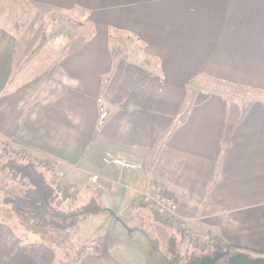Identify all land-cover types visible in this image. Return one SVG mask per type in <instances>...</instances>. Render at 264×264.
<instances>
[{"label":"crops","instance_id":"crops-1","mask_svg":"<svg viewBox=\"0 0 264 264\" xmlns=\"http://www.w3.org/2000/svg\"><path fill=\"white\" fill-rule=\"evenodd\" d=\"M18 1L82 27L32 44L0 27V142L49 163L111 225L193 250L183 224L264 259V0ZM150 184L176 201L172 223L137 205ZM13 222L0 220V264H61L68 230ZM156 251L145 264H167ZM71 264L136 263L95 247Z\"/></svg>","mask_w":264,"mask_h":264},{"label":"trees","instance_id":"trees-1","mask_svg":"<svg viewBox=\"0 0 264 264\" xmlns=\"http://www.w3.org/2000/svg\"><path fill=\"white\" fill-rule=\"evenodd\" d=\"M8 146V143L3 144L0 150V159L7 157L0 162V201L9 216L14 217L22 226L42 232L59 233L75 227L87 216L105 211L94 198L83 205L75 206L72 203L71 186L66 185L59 189L49 180V163L35 159L26 151H15ZM1 218L2 221L8 219ZM167 240V257L163 255L167 264H197L203 253L213 256L228 252L216 244L197 253L189 250L188 246L180 247L182 242H178L173 235ZM225 249L232 253L240 250L231 246Z\"/></svg>","mask_w":264,"mask_h":264},{"label":"rangeland","instance_id":"rangeland-1","mask_svg":"<svg viewBox=\"0 0 264 264\" xmlns=\"http://www.w3.org/2000/svg\"><path fill=\"white\" fill-rule=\"evenodd\" d=\"M78 19H80V16L77 14L65 16L58 13L49 14L43 11H35L18 0H0V27L7 28L21 40L25 37L27 44L37 43L38 41L44 42L54 38H74L79 35L82 27L78 25ZM31 49L32 52L36 50L35 48ZM226 87V89H229L228 86ZM230 88L236 92L234 96L238 95L242 98V89L234 86H230ZM220 89L225 90L223 86ZM3 144L6 145L7 143L0 142V150ZM8 147L15 151H21L14 149L10 144ZM6 158L5 156V158L0 159V162ZM12 158H15V156ZM104 216L102 214L99 216H96V214L94 216L90 215V218L87 216L71 228L69 233L68 230L62 235L64 242L68 245V254L60 261L61 264H71V258H75L76 261L80 260L87 251H93L95 247L110 250V252L123 258L126 257L136 264H145L151 251L159 250V252H156L160 253L163 258L164 256L167 257V237H169V234L168 236H162L158 241H150L153 235L151 229L139 232L137 229L122 227L120 223L111 225V217L106 215V218ZM1 217L8 218L7 220L11 219L14 221L13 223L16 220L14 217L9 216L0 201ZM195 247L197 248L193 250L197 253L204 252L196 244ZM188 249L192 250L191 247ZM204 256H206L204 253L201 254V257Z\"/></svg>","mask_w":264,"mask_h":264},{"label":"built area","instance_id":"built-area-1","mask_svg":"<svg viewBox=\"0 0 264 264\" xmlns=\"http://www.w3.org/2000/svg\"><path fill=\"white\" fill-rule=\"evenodd\" d=\"M100 120L106 118V113H100ZM104 163L108 166L119 167L124 171H138L141 170V165L128 162L124 158H114L113 156L106 155L104 158ZM52 184L56 185L59 189L68 185L63 179L62 175L58 172L52 174ZM92 181H96V177L91 178ZM74 193V189L71 188V194ZM137 205L146 207L150 210L154 219L162 224H169L175 220L176 217V201L165 191L155 184H150L147 186L145 192H143L136 199ZM178 230L188 241L196 244L201 249H206L209 247H214L216 245L215 239H212L210 235L194 233L189 231L185 225L180 224Z\"/></svg>","mask_w":264,"mask_h":264},{"label":"water","instance_id":"water-1","mask_svg":"<svg viewBox=\"0 0 264 264\" xmlns=\"http://www.w3.org/2000/svg\"><path fill=\"white\" fill-rule=\"evenodd\" d=\"M226 253H216L213 257H201L197 264H216ZM227 264H264V259L251 257L245 253H236L229 258Z\"/></svg>","mask_w":264,"mask_h":264},{"label":"flooded vegetation","instance_id":"flooded-vegetation-1","mask_svg":"<svg viewBox=\"0 0 264 264\" xmlns=\"http://www.w3.org/2000/svg\"><path fill=\"white\" fill-rule=\"evenodd\" d=\"M223 251H228V252H225L226 254L216 264H227L230 257H232L236 253H239V252H236V253L229 252L231 250H223ZM213 256H208V257H213ZM253 258H255V257H253Z\"/></svg>","mask_w":264,"mask_h":264}]
</instances>
